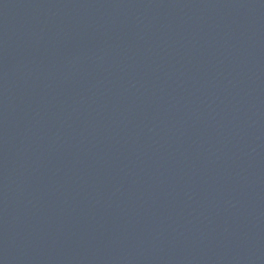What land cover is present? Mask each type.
<instances>
[{"label": "water", "instance_id": "95a60500", "mask_svg": "<svg viewBox=\"0 0 264 264\" xmlns=\"http://www.w3.org/2000/svg\"><path fill=\"white\" fill-rule=\"evenodd\" d=\"M0 264H264V0H0Z\"/></svg>", "mask_w": 264, "mask_h": 264}]
</instances>
